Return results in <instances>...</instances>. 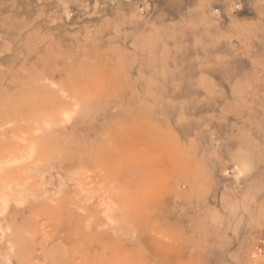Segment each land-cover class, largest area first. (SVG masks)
<instances>
[{
    "label": "rangeland",
    "instance_id": "374dc122",
    "mask_svg": "<svg viewBox=\"0 0 264 264\" xmlns=\"http://www.w3.org/2000/svg\"><path fill=\"white\" fill-rule=\"evenodd\" d=\"M0 43V264H264V0H0Z\"/></svg>",
    "mask_w": 264,
    "mask_h": 264
},
{
    "label": "bare ground",
    "instance_id": "6f19581e",
    "mask_svg": "<svg viewBox=\"0 0 264 264\" xmlns=\"http://www.w3.org/2000/svg\"><path fill=\"white\" fill-rule=\"evenodd\" d=\"M69 13V12H68ZM69 15V14H68ZM70 16V15H69ZM33 18V17H32ZM36 22V21H35ZM29 23V22H28ZM31 26V25H30ZM42 27V26H41ZM18 30V29H17ZM35 30V29H34ZM51 30V29H50ZM44 31V30H43ZM49 32V31H48ZM28 34V33H27ZM33 34V33H32ZM38 37V36H37ZM36 38V37H35ZM23 40V39H22ZM24 41V40H23ZM42 43V42H41ZM30 44V43H29ZM51 42H49V44L47 43V48H45L46 49V52H49V48H51L50 46H51ZM133 44H134V42H133ZM0 46H1V43H0ZM32 46H34V45H32ZM145 46V45H144ZM210 46V45H209ZM201 47V46H200ZM29 48V47H28ZM211 49V48H210ZM28 50V49H27ZM202 50V49H201ZM44 51V50H43ZM132 53V52H131ZM27 54V53H26ZM39 55V54H38ZM145 56V55H144ZM45 57V56H44ZM108 57V56H107ZM43 58V57H42ZM138 59V58H137ZM48 60V59H47ZM134 60V59H133ZM131 61V60H130ZM19 62V61H18ZM120 62V61H119ZM207 63V62H206ZM215 64V63H214ZM45 65V64H44ZM210 70H212V69H210ZM144 74V73H143ZM34 83V82H33ZM29 86H31V85H29ZM49 87H50V85H49ZM64 89L62 88V91H63ZM66 91V90H65ZM64 91V92H65ZM67 92V91H66ZM65 92V93H66ZM64 93V94H65ZM63 94V95H64ZM68 94V93H67ZM77 105V104H76ZM61 106V105H60ZM73 107H76V106H73ZM62 108V112H61V120H62V123H64V122H69L70 120H71V118H72V116H73V114H74V108H66V104L64 103V105L61 107ZM75 110H76V108H75ZM49 123V122H48ZM48 125V124H47ZM32 141V140H31ZM34 144L35 143H33V141H32V143L31 144H29V147H28V155H31L33 152H34ZM25 146V145H24ZM13 148V147H12ZM26 148V147H25ZM16 149V148H15ZM19 149V148H18ZM23 149V148H22ZM20 152H22V151H20ZM18 153V152H17ZM11 154V153H10ZM21 154V153H20ZM19 154V155H20ZM12 155V154H11ZM21 156V155H20ZM23 156V155H22ZM15 157V156H14ZM23 157H25V156H23ZM23 157H20V158H23ZM28 157V156H27ZM31 157V156H30ZM18 158V157H17ZM18 160H19V158H18ZM17 160L16 159H14V160H12L11 162H16ZM21 161H22V159H21ZM2 162V161H1ZM10 161H9V163H11ZM7 163V162H6ZM18 163V162H17ZM13 164V163H12ZM19 164V163H18ZM1 165V164H0ZM8 165V164H7ZM11 165V164H10ZM2 166V165H1ZM1 166H0V169H1ZM234 172L235 173H232L233 175L235 174V178H236V182H238V179L241 177V175L244 173V167H243V165L242 164H240V163H236V164H234ZM142 168H143V166H142ZM145 168V167H144ZM233 169V168H232ZM2 170V169H1ZM145 171V170H144ZM2 172V171H1ZM7 207H8V198H7V195L6 194H4V191L2 192L1 190H0V215L1 214H3L6 210H7ZM8 229V228H7ZM5 230V228H3V227H1L0 226V235H2L3 234V232H5L4 231ZM5 235V234H4ZM7 264H10V261L8 260L7 261Z\"/></svg>",
    "mask_w": 264,
    "mask_h": 264
}]
</instances>
